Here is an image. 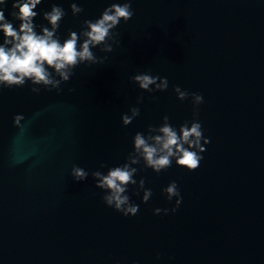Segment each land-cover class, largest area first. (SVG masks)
Listing matches in <instances>:
<instances>
[{
    "label": "water",
    "instance_id": "water-1",
    "mask_svg": "<svg viewBox=\"0 0 264 264\" xmlns=\"http://www.w3.org/2000/svg\"><path fill=\"white\" fill-rule=\"evenodd\" d=\"M123 2L41 0L33 23L50 27L43 13L62 7L63 43ZM130 2L134 14L114 29L113 51L92 49L107 60L78 65L61 92L32 93L30 81L0 86V264H264V0ZM137 74L167 78L168 88L143 91ZM176 86L202 95L198 120L210 142L191 172L175 160L159 174L133 165L152 195L143 203V190L129 185L139 210L125 217L104 204L92 173L124 164L135 134L163 116L177 129L192 121V98L179 100ZM131 107L140 115L124 126ZM73 166L88 172L85 181H74ZM173 181L181 205L154 215L175 205L163 193Z\"/></svg>",
    "mask_w": 264,
    "mask_h": 264
},
{
    "label": "clouds",
    "instance_id": "clouds-1",
    "mask_svg": "<svg viewBox=\"0 0 264 264\" xmlns=\"http://www.w3.org/2000/svg\"><path fill=\"white\" fill-rule=\"evenodd\" d=\"M8 3L9 0H0V33L3 34V43L0 44V86L11 89L23 87L27 81H30L34 85L30 91L36 94L41 89L35 86L61 92V85L69 81L73 75V69L80 64L104 63L107 56L97 57L92 49L99 47L102 52H112V45L118 43L114 29L121 20L127 22L134 14L130 0L113 3L105 8L95 21L85 20L79 33L70 31L67 39L61 43L57 30L66 15L62 7L53 4L51 11L43 13V19L50 26L46 27L33 23L38 15L35 9L41 4V0H12V10L8 13L12 18L11 21L5 16ZM70 9L73 16L83 11L75 2L70 5ZM12 21H19V27H14ZM37 27L40 28L39 33L35 31ZM131 79L141 90L150 93L163 92L168 88L167 78L159 76L137 74ZM174 91L181 101L191 96L192 121H185L177 129L169 123L167 115L163 116L160 126L148 125L147 134L141 132L135 134L133 151L128 154L124 164L109 168L106 175L100 171L92 173L96 181L95 187L106 193L102 197L104 204L125 217L135 216L139 210V205L132 203L127 194L129 185L137 186L136 195L143 190V203H147L152 195L151 189H145L144 179H140L139 183L134 179L137 168L133 165L143 161L145 168H151L159 174L171 167L175 160L178 167L191 172L200 166L203 159L201 153L205 151V148L202 142L203 145L210 142L204 137L202 125L198 120V106L203 103L202 95L183 91L179 86H176ZM142 102L143 96L138 97L137 104ZM129 111L130 115L121 116L124 126L129 125L140 115L139 107H131ZM23 119L24 116L18 114L13 118V124L19 126ZM100 167L103 168L106 165L102 163ZM71 175L74 181L83 182L89 174L83 168L73 166ZM163 193L170 202L175 198V205L171 209L155 208L154 215H159L161 212L165 215L169 212L175 213L182 203L183 198L175 181L163 189Z\"/></svg>",
    "mask_w": 264,
    "mask_h": 264
}]
</instances>
